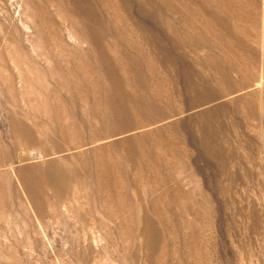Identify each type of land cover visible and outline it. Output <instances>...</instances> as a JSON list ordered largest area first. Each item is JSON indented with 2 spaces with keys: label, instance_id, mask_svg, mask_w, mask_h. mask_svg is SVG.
<instances>
[{
  "label": "rangeland",
  "instance_id": "374dc122",
  "mask_svg": "<svg viewBox=\"0 0 264 264\" xmlns=\"http://www.w3.org/2000/svg\"><path fill=\"white\" fill-rule=\"evenodd\" d=\"M0 264H264V0H0Z\"/></svg>",
  "mask_w": 264,
  "mask_h": 264
}]
</instances>
